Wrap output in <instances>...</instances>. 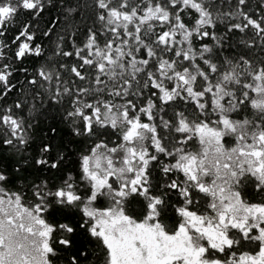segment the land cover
<instances>
[{"label":"snow or ice","instance_id":"obj_1","mask_svg":"<svg viewBox=\"0 0 264 264\" xmlns=\"http://www.w3.org/2000/svg\"><path fill=\"white\" fill-rule=\"evenodd\" d=\"M0 264H264V0H0Z\"/></svg>","mask_w":264,"mask_h":264}]
</instances>
